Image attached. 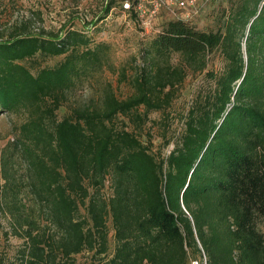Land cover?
I'll return each instance as SVG.
<instances>
[{"label":"trees","instance_id":"16d2710c","mask_svg":"<svg viewBox=\"0 0 264 264\" xmlns=\"http://www.w3.org/2000/svg\"><path fill=\"white\" fill-rule=\"evenodd\" d=\"M134 3L105 0L96 19L117 6L135 20ZM217 19L215 30L163 22L139 41L128 96L106 84L59 117L66 94L106 59L100 28L46 37L19 25L0 39V113L23 114L0 155V208L23 232L7 264H74L83 252L87 264H185L188 254L264 264V0H233ZM211 53L221 58L217 73L206 70ZM54 56L53 65L38 62ZM195 71L208 85L167 136L165 110ZM150 112L161 117L150 123L157 149L142 137Z\"/></svg>","mask_w":264,"mask_h":264},{"label":"rangeland","instance_id":"374dc122","mask_svg":"<svg viewBox=\"0 0 264 264\" xmlns=\"http://www.w3.org/2000/svg\"><path fill=\"white\" fill-rule=\"evenodd\" d=\"M233 0H196L197 12L189 18V21L196 28L201 30H215L219 25L218 17L223 9H226ZM105 0H0V39L8 38L11 31H17L19 25L23 26V31L29 34L43 31L44 36L48 33L61 34L66 28L77 30H86L89 28H100L99 34L95 35L96 41H103L108 45L106 59L102 62L100 70L94 73L82 86L76 90L69 91L62 106L56 110L59 117L72 107L89 99H97L102 87L110 84L115 95L118 98L128 96L132 90L127 80L132 76L130 66L138 62V44L145 36H149L159 28L163 22L183 17L187 11L175 10V15L169 12L161 11L152 20L150 29L144 31L138 26L132 16L126 12H120L115 6L103 19H96L103 13ZM16 29V30H15ZM21 31V30H20ZM61 56L47 57L39 59L41 66H50L56 63ZM176 60L175 57L172 58ZM221 58L216 53L207 56L206 70L217 73L222 67ZM123 69L126 79L119 80V71ZM208 85V77L204 72L195 71L186 75L181 85L177 86L175 97L166 113L167 132L169 136L173 130L175 132L180 127V115L189 105L190 99L197 90H201ZM148 120L143 126V131L149 138L153 149L160 147L162 139L159 138L158 130L152 121L159 120V112H150L147 115ZM23 114L0 113V155L1 148L9 141L13 135L15 127L22 121ZM169 146L162 147L161 152L165 154ZM16 175L24 173L23 165L20 162L15 163ZM3 183L0 168V186ZM101 196L106 198L110 194L108 183L100 190ZM107 228L108 249L112 248L113 239L110 218L105 221ZM22 229L19 228L8 213L0 208V264H7L14 260L16 250L22 244ZM82 255V256H81ZM89 252H83L74 259V264H87ZM204 256L201 254L196 258L188 254L185 264H204Z\"/></svg>","mask_w":264,"mask_h":264},{"label":"built area","instance_id":"2783aa9c","mask_svg":"<svg viewBox=\"0 0 264 264\" xmlns=\"http://www.w3.org/2000/svg\"><path fill=\"white\" fill-rule=\"evenodd\" d=\"M122 7L124 10H128L129 4L124 2ZM177 9L187 11L183 17H177L185 20L194 16L198 10L196 0H136L133 6L136 15L135 21L144 31L150 29L152 20L161 11L175 15L174 11Z\"/></svg>","mask_w":264,"mask_h":264}]
</instances>
